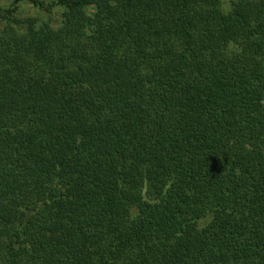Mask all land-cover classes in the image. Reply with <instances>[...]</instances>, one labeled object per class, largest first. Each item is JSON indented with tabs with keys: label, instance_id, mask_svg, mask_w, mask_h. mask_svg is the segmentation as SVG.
Instances as JSON below:
<instances>
[{
	"label": "trees",
	"instance_id": "1",
	"mask_svg": "<svg viewBox=\"0 0 264 264\" xmlns=\"http://www.w3.org/2000/svg\"><path fill=\"white\" fill-rule=\"evenodd\" d=\"M16 1L0 264H264V0Z\"/></svg>",
	"mask_w": 264,
	"mask_h": 264
},
{
	"label": "rangeland",
	"instance_id": "2",
	"mask_svg": "<svg viewBox=\"0 0 264 264\" xmlns=\"http://www.w3.org/2000/svg\"><path fill=\"white\" fill-rule=\"evenodd\" d=\"M52 0H44V2H49ZM231 0H221L222 5L225 9H228ZM14 0H0L1 7L9 6ZM16 11L15 16L19 18L23 17H34L38 19V21H46L51 24L53 27H57L61 21V13L63 11V7L54 6L51 8L50 12L44 9H38L35 7L29 0H17L15 2ZM223 40L221 38L217 40L214 44L209 45L201 50V52H211L215 49L219 50L222 46H224Z\"/></svg>",
	"mask_w": 264,
	"mask_h": 264
}]
</instances>
